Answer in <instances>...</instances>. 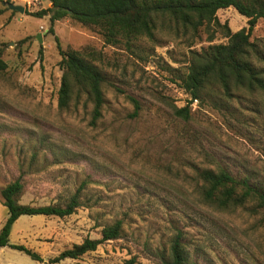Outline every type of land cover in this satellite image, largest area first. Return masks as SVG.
Instances as JSON below:
<instances>
[{
	"label": "rangeland",
	"instance_id": "obj_1",
	"mask_svg": "<svg viewBox=\"0 0 264 264\" xmlns=\"http://www.w3.org/2000/svg\"><path fill=\"white\" fill-rule=\"evenodd\" d=\"M8 3L24 12L11 11ZM49 7L47 0H0L6 63L0 71V190L20 179L19 203L64 206L83 185L81 205L64 218L21 216L9 244L31 249L44 262L5 247L0 264H48L86 238L100 239L116 221L122 222L119 239L57 264H123L130 258L163 264L178 234L196 264H264V209L248 201L218 210L204 201L199 177L222 169L264 184V93L232 88L227 95L213 86L200 99L190 98L181 80L192 53L209 45L205 31L195 37L158 21L153 40L127 49L105 44L96 29L69 18L55 21L50 34L49 16L31 15ZM217 17L231 32L247 28L233 8ZM55 37L63 50L90 55L104 76V104L94 123L84 95L58 107L62 72ZM226 42L218 29L210 44ZM250 42L259 51L252 63L264 77V19ZM184 106L188 120L173 115V107Z\"/></svg>",
	"mask_w": 264,
	"mask_h": 264
},
{
	"label": "trees",
	"instance_id": "obj_2",
	"mask_svg": "<svg viewBox=\"0 0 264 264\" xmlns=\"http://www.w3.org/2000/svg\"><path fill=\"white\" fill-rule=\"evenodd\" d=\"M50 7L31 14L36 18L49 16L55 21L69 18L73 22L97 30L103 42L110 46H130L140 39L153 40L158 21H168L184 33L197 37L199 32L207 34L208 47L200 53H192L187 73L181 80V87L192 100L200 99L207 89L218 87L229 95L232 88L258 90L264 93V77L252 63L251 56L258 57L259 51L250 42V35L256 23L264 19V0H47ZM233 8L247 19V28L231 32L227 24H221L217 12ZM221 30L227 39L226 44H210L214 32ZM60 56L59 68L62 72L58 90V107L67 108L73 97L84 95L92 104V122L101 116L104 104L102 84L104 76L94 65L90 55L77 50H63L55 37ZM264 61V60H262ZM6 69L1 59L0 71ZM173 115L182 120L190 117V108L173 107ZM202 181L204 201L218 210L244 206L248 201L264 209V184L257 186L246 179L237 180L225 170H203L199 173ZM81 185L64 206L46 205L33 207L19 203L23 190L20 179L9 183L0 190V202L7 210V218L0 229V249L11 248L32 260L44 262V259L31 249L22 245L9 244L13 224L21 216L68 217L75 213L80 204ZM122 232V222L116 221L101 230V238H86L71 249L62 251L48 264H57L63 260H77L84 254L94 252L97 247L108 241L117 240ZM123 264H135L130 258ZM163 264H196L189 259L180 235L171 241L169 256Z\"/></svg>",
	"mask_w": 264,
	"mask_h": 264
},
{
	"label": "crops",
	"instance_id": "obj_3",
	"mask_svg": "<svg viewBox=\"0 0 264 264\" xmlns=\"http://www.w3.org/2000/svg\"><path fill=\"white\" fill-rule=\"evenodd\" d=\"M6 218H7V210H6V208L4 206H2L0 204V228H1L2 224H3V222H5ZM1 249H3V248H1Z\"/></svg>",
	"mask_w": 264,
	"mask_h": 264
},
{
	"label": "water",
	"instance_id": "obj_4",
	"mask_svg": "<svg viewBox=\"0 0 264 264\" xmlns=\"http://www.w3.org/2000/svg\"><path fill=\"white\" fill-rule=\"evenodd\" d=\"M7 8L10 9L11 11H17L19 13H23L24 12V8L18 5H14L11 3L7 4ZM37 41L40 42L39 37H37Z\"/></svg>",
	"mask_w": 264,
	"mask_h": 264
}]
</instances>
